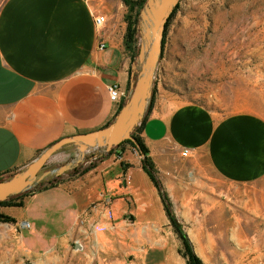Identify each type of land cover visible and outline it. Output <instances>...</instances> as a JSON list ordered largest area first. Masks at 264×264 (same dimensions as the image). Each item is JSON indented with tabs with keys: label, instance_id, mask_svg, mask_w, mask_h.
Listing matches in <instances>:
<instances>
[{
	"label": "crops",
	"instance_id": "crops-1",
	"mask_svg": "<svg viewBox=\"0 0 264 264\" xmlns=\"http://www.w3.org/2000/svg\"><path fill=\"white\" fill-rule=\"evenodd\" d=\"M126 14L123 0H0V176L64 137L113 121L119 107L109 87L129 95L134 71ZM97 15L106 17L102 27ZM149 110L141 137L179 219L231 206L241 188L238 205H247V187L264 181L263 117L164 101ZM75 155L68 147L51 162ZM143 160L123 145L90 170L28 192L7 212L37 254L83 238L90 248L134 254L139 264H187Z\"/></svg>",
	"mask_w": 264,
	"mask_h": 264
},
{
	"label": "rangeland",
	"instance_id": "rangeland-1",
	"mask_svg": "<svg viewBox=\"0 0 264 264\" xmlns=\"http://www.w3.org/2000/svg\"><path fill=\"white\" fill-rule=\"evenodd\" d=\"M160 101L171 107L197 104L224 116L264 118V0H181L167 29L149 112ZM140 129L134 135L141 137ZM57 166L50 162L48 169ZM243 191H232L231 206L188 223L172 204L198 264H264V181L247 187V205L240 207ZM9 207H0V264H139L134 254L99 247L91 248L94 259H80L74 243L34 253Z\"/></svg>",
	"mask_w": 264,
	"mask_h": 264
},
{
	"label": "water",
	"instance_id": "water-1",
	"mask_svg": "<svg viewBox=\"0 0 264 264\" xmlns=\"http://www.w3.org/2000/svg\"><path fill=\"white\" fill-rule=\"evenodd\" d=\"M181 0H147L139 15V52L131 73V92L115 118L96 131L64 137L45 149L24 169L10 178L0 180V202L28 193L52 178L71 174L76 168L91 163L92 150L110 153L125 141H132L139 148L133 134L141 126L150 108L156 72L163 52L166 25ZM72 147L76 155L67 163L48 169V164L62 150ZM142 157L145 155L140 152ZM97 157V156H96ZM49 182V181H48ZM73 251L80 259H94L83 238L74 242Z\"/></svg>",
	"mask_w": 264,
	"mask_h": 264
},
{
	"label": "trees",
	"instance_id": "trees-1",
	"mask_svg": "<svg viewBox=\"0 0 264 264\" xmlns=\"http://www.w3.org/2000/svg\"><path fill=\"white\" fill-rule=\"evenodd\" d=\"M146 1L147 0H123L124 4L127 7V14L125 16V21L127 23V31H126V35H125V46H126V50L131 55V61H133V62L136 61L138 51H139V41H140L139 29H138L139 15H140V11L143 8ZM177 8L175 9V11L173 12L170 19L167 22L165 33H164V39H163V50H164V45H165L167 29H168L169 23H170L173 15H174V13L176 12ZM123 105H124V103L119 107V110L121 109V107ZM119 110H118V112H119ZM140 130L142 132V127ZM133 136L136 139V142H137L139 148L132 141H125L124 143L119 145L117 148L122 147L123 145L129 144L132 147L138 149L139 152H142L145 155L144 160H143V167H144L145 171L148 173V175L150 176L155 187L157 188V190L161 196L165 212H166L167 217L171 223V226L174 228L178 238L180 239V241L182 243L183 250L180 249L179 252L184 258L188 259V264H198V260L195 257V254L193 253L190 240H189L188 236L186 235V233L184 232V230L182 229L181 225L178 223V221H177V219L173 213L171 200H170L167 192L165 191L161 181L159 180V178L157 176V171H156L155 165H154L153 161L151 160V158L148 157V149H147L146 145L144 144L142 137H138L134 134H133ZM113 151L110 153H107V154H103L102 156H97V157H94V155H92L91 159H87V161L91 160V163L87 167H85V168L83 166L78 167L71 174L75 175V174H78L79 172L90 170V169L94 168L98 162L102 161L108 155L112 154ZM16 172H17V170L13 171V172L5 173L4 175L0 176V180H6V179L10 178ZM60 179H61V177L55 178V179L54 178L49 179L48 181L50 182V184L48 186L54 185ZM25 194H27V193H25ZM25 194L17 195V196L12 197L11 199H9L7 201L0 202V207H3V206H21L22 205V198Z\"/></svg>",
	"mask_w": 264,
	"mask_h": 264
},
{
	"label": "built area",
	"instance_id": "built-area-1",
	"mask_svg": "<svg viewBox=\"0 0 264 264\" xmlns=\"http://www.w3.org/2000/svg\"><path fill=\"white\" fill-rule=\"evenodd\" d=\"M105 23H106V17L104 15H97L95 17V24L97 27H102ZM101 48H104V46H102ZM109 93L112 102L115 103L118 107H120L125 102L128 96L126 92L121 91L120 88L116 85L109 87ZM189 153H190L189 149H185L183 151V156L186 157L188 156ZM106 209L107 210H105V214L106 216H109L110 215L109 207H106Z\"/></svg>",
	"mask_w": 264,
	"mask_h": 264
}]
</instances>
